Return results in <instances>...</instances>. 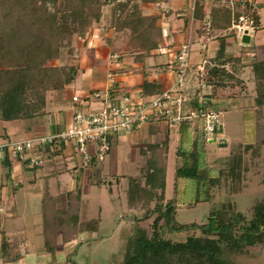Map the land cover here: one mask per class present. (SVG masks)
I'll use <instances>...</instances> for the list:
<instances>
[{"label":"trees","instance_id":"obj_1","mask_svg":"<svg viewBox=\"0 0 264 264\" xmlns=\"http://www.w3.org/2000/svg\"><path fill=\"white\" fill-rule=\"evenodd\" d=\"M109 4L113 5V10L108 26L118 32L128 30L127 44L134 52V59L145 62L152 55L151 51L158 48L163 36L156 25L157 16L144 13L138 0H0L1 119L43 113L48 92L65 89L73 82L77 70L74 60L79 59L81 52L75 38L85 39L92 27L102 22L103 8ZM241 15L252 18L253 26L259 24L258 9L251 6H238L235 12L229 6L217 3L212 4L208 11L203 5L197 7L195 19L203 21L209 30L202 34L221 37L222 41L220 48L211 50L206 58L203 78L201 76L205 92L201 87L196 88L195 96L190 100L191 106L197 107L201 97L214 102L224 95L222 90H227L233 97L235 82L243 83L241 74L245 63L242 58L228 59L223 51L228 36L237 37L233 23ZM228 30L230 32H226ZM166 63L170 65L173 62ZM252 68L258 81L257 103L264 106V60L253 61ZM142 87L150 95L163 89L159 82L148 79L143 81ZM204 141L208 138L203 133L201 139H193L190 151L178 148L180 164L175 170V195L168 200L165 193L168 140L152 151L137 176L129 178V205L145 209L144 218H154L151 232L140 224L138 217L133 218L135 231L120 264H235L231 258L233 254L241 253L249 246L264 244V201L261 200L255 203L251 219L240 213H229L222 207L211 212L207 224L201 228L208 234L214 233V237L188 236L184 241H174L162 235L165 223L175 231L195 224L176 220L181 179L194 181L196 188L206 185V200L213 196L211 184L219 178L212 175L211 168L204 166L205 154H201L202 149H199ZM250 145L243 141L231 144L228 159L231 176L238 172ZM152 202H155L154 206H151ZM61 217L64 220V216ZM48 219L59 220V215L52 214ZM237 225L243 231L239 237L234 235ZM62 227L47 224V239L58 233L67 238L79 232L77 224L71 225L69 230H61ZM6 247L8 242L3 238L2 249L6 250ZM54 249L55 246L47 245L48 251Z\"/></svg>","mask_w":264,"mask_h":264},{"label":"crops","instance_id":"obj_2","mask_svg":"<svg viewBox=\"0 0 264 264\" xmlns=\"http://www.w3.org/2000/svg\"><path fill=\"white\" fill-rule=\"evenodd\" d=\"M183 14L186 16L187 12ZM189 17L188 14V21L187 16L181 18L177 28H171L169 25L168 31L167 27L170 34L168 33L169 36L166 38H172L175 46H167L162 50V55H155L156 49H153L152 55L142 62L134 59V52L127 47L128 45L121 46L124 31L118 32L108 26L111 15L105 11L102 22L95 24L83 42H80L81 52L73 82L65 89L48 92L47 105L43 113L10 120L0 118V142L32 139L67 129L72 124L76 106L88 107L87 101L96 102V99L91 97L94 92L104 94L109 91L113 99L130 93L136 97L147 98L152 95L147 94L142 87L145 79L156 80L164 91L175 79L172 72L174 58L168 59L170 56L168 53L186 38L190 28ZM259 18V24L253 27V31L244 32L249 35V42L243 45L238 41V35L233 37V42L224 48L226 56L241 55L245 64L264 60V14L259 13ZM192 35L193 38L197 36L194 28ZM163 37L165 39L164 33ZM201 38L210 41L212 37L201 34ZM227 40H231L230 37ZM214 43L215 41H210L208 48L207 44H203L201 49L210 52L216 48ZM171 55L173 56V52ZM191 60L192 69L196 64L195 60L192 58ZM167 61L173 63L168 67L160 65ZM205 62L206 58L203 57L199 62L201 65L198 66L204 68ZM110 73L115 74L116 80L113 83ZM198 81L200 83H197V88L201 87L205 92L200 77ZM188 88L187 78L186 97L189 94ZM75 94L81 96L77 102L73 98ZM190 106L188 105L189 108H194ZM173 132L174 129L162 118L146 122L131 131L120 128L117 132L109 133L111 147L108 151L110 158H107V161L99 160L95 148L89 146L91 160L85 162V157L79 152L74 139L54 144L45 143L29 152V155L34 154L45 160L43 165L35 167L29 166L27 160L13 157L10 151L6 150L5 159L0 164V213L6 217L0 228V247L5 238L8 247L12 249L6 253L0 251V264H52L57 261L58 247H67L75 241L95 238L94 235L99 231L102 222L103 207L98 202L100 216H92L90 212L93 198H103L111 206H108V210L114 208L116 215L123 216L125 221L134 222L133 218L137 215L135 210L143 208L131 207L129 202L125 210L118 208L113 194V181L120 187L124 180L128 182L131 176H137L159 144L168 140L170 148ZM130 154H133L138 162L141 161L139 169L134 174H119L118 159L123 160ZM168 154L169 149L167 164ZM176 155L180 159L177 151ZM111 177L113 181L110 180ZM97 183L108 184L109 193L103 186L101 192L94 190L93 187ZM126 187L128 190L129 184ZM166 199L170 198L166 196ZM21 200L23 202L19 204L18 201ZM52 214H58L59 220L48 219ZM61 216H64V220ZM47 224L55 228L63 226L61 230H69L71 225L77 224L79 232L67 238L63 233H58L54 238L47 239L45 234ZM31 230L34 235L28 234ZM48 241L55 246L54 251L47 250V245H50ZM30 246H35L38 250H25Z\"/></svg>","mask_w":264,"mask_h":264},{"label":"rangeland","instance_id":"obj_3","mask_svg":"<svg viewBox=\"0 0 264 264\" xmlns=\"http://www.w3.org/2000/svg\"><path fill=\"white\" fill-rule=\"evenodd\" d=\"M124 1V0H121ZM141 4V10L147 15H156V25L163 36V28H167L169 25L171 28H177L179 20L185 16L183 13L188 12L187 0H166V2H143L138 0ZM113 5H106L103 9L104 12L110 13L112 15ZM258 12L264 14V0L258 7ZM196 15V14H195ZM192 20V19H191ZM190 20V26L193 27L197 36L193 39L194 48L192 51V59L195 62V67H193L188 75L189 88L187 89V103L190 106L191 101L195 96V90L197 88L198 77L203 78L204 68H200L198 64L203 57L208 58L211 52L203 51L201 46L207 44L206 48L209 47L210 41H215L214 46L218 49L220 48L221 37L211 38L209 41L207 38L202 39L201 34L203 32L209 31L207 25L203 21H199L194 18ZM242 30H237L238 41L245 45L246 42H242V35L245 30L250 32L254 30V26L250 24L248 20L243 21ZM170 28V29H171ZM169 31V27H168ZM230 32V30L226 31ZM169 33V32H168ZM170 34V33H169ZM168 34V36H169ZM130 32L128 30L124 31V36L121 38V46H127V41ZM231 40H227L224 43L225 47L233 42V35L228 36ZM169 39V40H168ZM161 39L158 48L155 50V55H162L161 47L169 46L173 47L176 43L172 38ZM235 39V38H234ZM237 41V42H238ZM80 42H83V38H75V44L80 46ZM128 47V46H127ZM203 48V47H202ZM222 50V49H221ZM225 51V50H223ZM167 52V51H166ZM206 53V54H205ZM171 53H168L170 58H174ZM226 54V52H224ZM204 55V56H203ZM226 58L230 59H241V55L229 54L225 55ZM202 58V59H201ZM167 60L164 59V61ZM58 61L59 62H62ZM77 64L78 60H74ZM160 64L163 67H168V63ZM201 65V64H200ZM243 83L235 82L234 96L231 97L227 90H222L224 94L219 99H215L214 102H210L212 109L219 113V123L222 125V129L212 134L208 141H204L200 146L202 149L201 154H205V165L206 168H211L212 175L217 176L219 179L216 183L211 184V192L213 194L212 198L206 200V185H199L196 188V183L190 179H181L178 187V202H177V214L176 220L183 224H193L191 227L183 228L180 230H172L170 226L166 223L163 225L162 235L164 237L170 238L174 241H184L188 236H216L214 233H206L201 225L207 224L209 220V214L218 209V204H232V208H225L232 212L234 215L238 213L242 214L246 219H251L254 213V205L258 201H264V106H259L257 103L258 96V81L256 75L252 68V62L245 64L241 74ZM186 92V93H187ZM216 106L213 107V106ZM191 107V106H190ZM195 107V106H193ZM174 132L172 134V139L168 154V164L166 172V196L171 198L175 195V170L180 164V159L177 158L176 151L178 147L185 152H188L192 148L193 139L195 137L202 138L204 133V122L202 119L196 121H184L179 126L173 128ZM222 138L226 139V143L221 142ZM245 142L250 145L247 152L244 154V161L241 163L238 172L231 176L228 172L229 170V156L231 152V144L235 142ZM109 153H107L105 160L110 158ZM107 161V160H106ZM141 162V161H140ZM137 160L133 157V154L128 155V157L118 159L117 171L119 174L127 173L134 174L137 172L138 166L140 165ZM70 176V175H69ZM71 177V176H70ZM113 181V178H110ZM113 194L115 197L116 206L122 210L126 209L128 205L129 195L126 185L130 182L127 180L123 181V185L118 187V185L113 181ZM108 191V184H96L93 189L101 192V187ZM200 187V188H199ZM103 192V191H102ZM105 195V194H104ZM91 201V215H99V206L103 207L102 222L100 229L95 234V238H90V240L75 241L67 247H58L57 261L52 264H120L127 245L129 244L130 237L134 233L133 220L125 221L123 216L115 214V209L111 208L108 210V206L103 198L95 199ZM197 199H200L197 202ZM22 204L23 200L18 201ZM155 202L151 203L154 206ZM136 217L140 224L151 232V222L152 218H144V210H135ZM6 219L0 213V228H2L3 221ZM243 231H241L237 225L234 229V235L239 237ZM29 235H34L31 230ZM41 241V240H40ZM1 243V239H0ZM42 243V241H41ZM12 249L11 247H6L2 249L0 247L1 253ZM25 250L34 251L38 250L35 246L26 247ZM235 264H264V244L263 245H253L247 247L243 252L238 254H233L231 256Z\"/></svg>","mask_w":264,"mask_h":264},{"label":"built area","instance_id":"obj_4","mask_svg":"<svg viewBox=\"0 0 264 264\" xmlns=\"http://www.w3.org/2000/svg\"><path fill=\"white\" fill-rule=\"evenodd\" d=\"M187 2V13L190 15V20H194L197 7L201 5L208 11L212 4H223L235 12L238 6H251L253 9H258L261 0H187ZM246 20L253 25L252 18L241 15L238 21L233 23V27L242 30V22ZM192 28L190 26L186 38L173 48L174 50H170L174 57L172 72L175 79L167 89L147 98L136 97L130 93L113 99L109 91L104 94L94 92L91 97L95 98L96 102L88 103L87 101L88 107L76 106L72 124L67 129L32 139L0 142V164L8 150L13 157L27 160L31 167L41 166L45 163L44 158L34 154L29 155V152L45 143L68 142L71 139L76 140L78 150L84 155L85 162L88 163L91 160L89 146L95 148L96 156L103 161L111 147L109 133L117 132L120 128L131 131L137 126L160 118L166 120L170 128H175L184 121L202 119L204 135L206 138H211L213 133L222 129L219 113L212 109L205 97H201L198 106L194 108H189L186 103L188 98L185 95V89L192 67L191 55L194 43ZM163 33L165 38L168 37L166 27L163 28ZM166 47H162V50ZM109 76L111 82H115V74L110 73ZM73 98L77 102L81 96L75 94Z\"/></svg>","mask_w":264,"mask_h":264},{"label":"water","instance_id":"obj_5","mask_svg":"<svg viewBox=\"0 0 264 264\" xmlns=\"http://www.w3.org/2000/svg\"><path fill=\"white\" fill-rule=\"evenodd\" d=\"M242 41L243 42H249V35L248 34H243V36H242ZM215 139L213 138V139H211V141H214ZM221 142H224V144H226V139L225 138H222L221 140H220ZM223 208V209H225V208H227V207H229V208H232V204L231 203H229L228 205L227 204H223V205H221V204H218V209H220V208Z\"/></svg>","mask_w":264,"mask_h":264}]
</instances>
